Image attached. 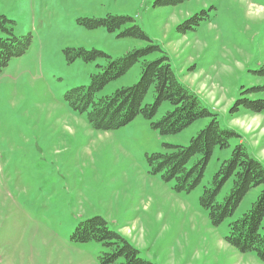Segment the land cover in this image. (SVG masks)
Here are the masks:
<instances>
[{
  "label": "rangeland",
  "instance_id": "1",
  "mask_svg": "<svg viewBox=\"0 0 264 264\" xmlns=\"http://www.w3.org/2000/svg\"><path fill=\"white\" fill-rule=\"evenodd\" d=\"M194 14V29H177ZM108 15L125 21L113 29L82 23ZM0 16L15 36L31 37L28 50L0 72V264H102L99 242L71 239L75 227L93 216L154 264H264L225 239L228 224L249 210L262 186L251 187L217 225L199 201L235 145L264 166V108L255 112L245 104L264 101V0H0ZM133 25L147 41L125 33ZM7 36L0 27V38ZM148 41L159 53L146 59L167 57L176 79L222 129L235 133L227 147L214 148L189 192H176L173 180L151 172L146 154L187 145L210 117L160 134L151 123L172 109L163 101L152 119L140 114L116 130L98 131L87 112H77L65 98L68 90L88 86L107 61L145 49ZM67 48L105 55L70 60ZM139 78L137 62L95 99ZM153 95L151 87L143 105L152 104ZM231 184L229 178L217 201Z\"/></svg>",
  "mask_w": 264,
  "mask_h": 264
},
{
  "label": "trees",
  "instance_id": "2",
  "mask_svg": "<svg viewBox=\"0 0 264 264\" xmlns=\"http://www.w3.org/2000/svg\"><path fill=\"white\" fill-rule=\"evenodd\" d=\"M197 15L194 14L177 25V29H194L193 26L197 25L199 20ZM124 21V18L108 15L101 19H84L82 23L86 26L105 24L113 29ZM6 23L8 20L0 16V27L8 33L7 37L0 38V72L9 60L20 58L31 45L30 36H15ZM125 33L148 40L138 25L126 29ZM148 42L145 49L130 50L107 61L101 72L91 74L88 86L68 90L65 98L77 112L86 111L90 126L98 131L116 130L140 114L147 120L152 119L163 101H169L172 109L151 123L152 128L158 130L160 134H176L195 120L210 117V121L191 137L187 145L177 147L168 145L171 147L170 151L146 154L151 172H161L163 179L173 180V189L176 192H189L200 183L214 148L227 147L229 138L235 133L222 129L214 114L202 106L198 97L176 79L167 57L146 59L147 54L159 53L158 46L151 41ZM64 53L70 60L75 57L89 60L105 55L97 50L86 51L83 48H67ZM137 62H140V78L136 83L118 87L111 95L95 99L96 91L124 74ZM151 87L154 92L153 103L143 105V100ZM245 104L255 112L264 108V101L261 100L246 101ZM195 155H199V158L188 168L187 162ZM229 178H232L229 192L221 202L217 201V194ZM257 185L262 186L260 192L251 202L249 210L228 224L229 230L225 239L240 252L252 251L259 259L264 260V166L249 155L247 148L241 144L232 148L229 158L220 162L211 184L203 188L199 201L209 212L211 222L217 225L232 215L249 189ZM71 239L78 242L92 240L99 242L105 248L98 257L102 264H154L139 257L134 246L110 230L105 220L99 216L80 222L71 234Z\"/></svg>",
  "mask_w": 264,
  "mask_h": 264
}]
</instances>
